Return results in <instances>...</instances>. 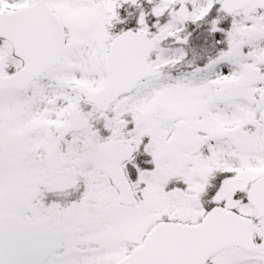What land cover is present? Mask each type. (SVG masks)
I'll list each match as a JSON object with an SVG mask.
<instances>
[{
    "label": "snow or ice",
    "instance_id": "snow-or-ice-1",
    "mask_svg": "<svg viewBox=\"0 0 264 264\" xmlns=\"http://www.w3.org/2000/svg\"><path fill=\"white\" fill-rule=\"evenodd\" d=\"M0 264H264V0H0Z\"/></svg>",
    "mask_w": 264,
    "mask_h": 264
},
{
    "label": "rangeland",
    "instance_id": "rangeland-1",
    "mask_svg": "<svg viewBox=\"0 0 264 264\" xmlns=\"http://www.w3.org/2000/svg\"><path fill=\"white\" fill-rule=\"evenodd\" d=\"M121 14L123 15V16H126L127 15V12L124 10V9H122L121 10ZM215 15H216V13H215V11L213 12V14H212V17L211 18H215ZM223 26L224 27H229L230 26V20H228V21H225L224 22V24H223ZM195 26H190V29L189 30H191L192 28H194ZM207 26H205V28H206ZM200 33H201V41H200V44L198 45V51H200L201 52V54H203L204 53V49L205 48H207V49H209V51H211L212 49H211V45H212V38L211 37H207V33H206V31H204V29H201V30H198ZM222 36V34H217V37L216 38H220ZM204 37H207V39H208V43L207 44H203L202 43V41H203V38ZM191 58V54L189 55V59ZM197 63L199 64V65H203L204 63H206V58H205V60H198L197 61ZM201 65V66H202ZM190 69H188L187 68V66H185V67H183V68H180V69H173L172 70V75L175 73V71H177V73L175 74V75H173V76H177V75H179L180 74V72L181 71H189ZM224 70L225 71H228V68H227V66H224ZM173 71H174V73H173Z\"/></svg>",
    "mask_w": 264,
    "mask_h": 264
},
{
    "label": "trees",
    "instance_id": "trees-1",
    "mask_svg": "<svg viewBox=\"0 0 264 264\" xmlns=\"http://www.w3.org/2000/svg\"><path fill=\"white\" fill-rule=\"evenodd\" d=\"M119 27H123V26H118V28H119Z\"/></svg>",
    "mask_w": 264,
    "mask_h": 264
}]
</instances>
